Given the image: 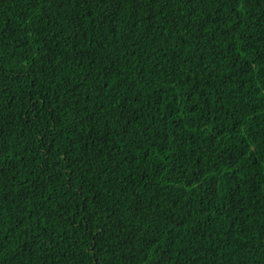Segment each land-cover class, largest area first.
Wrapping results in <instances>:
<instances>
[{
  "label": "trees",
  "instance_id": "1",
  "mask_svg": "<svg viewBox=\"0 0 264 264\" xmlns=\"http://www.w3.org/2000/svg\"><path fill=\"white\" fill-rule=\"evenodd\" d=\"M0 264H264V0H0Z\"/></svg>",
  "mask_w": 264,
  "mask_h": 264
}]
</instances>
